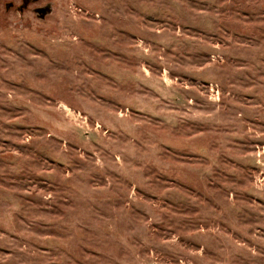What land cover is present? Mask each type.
<instances>
[{"label":"rangeland","instance_id":"obj_1","mask_svg":"<svg viewBox=\"0 0 264 264\" xmlns=\"http://www.w3.org/2000/svg\"><path fill=\"white\" fill-rule=\"evenodd\" d=\"M0 264H264V0H0Z\"/></svg>","mask_w":264,"mask_h":264},{"label":"water","instance_id":"obj_2","mask_svg":"<svg viewBox=\"0 0 264 264\" xmlns=\"http://www.w3.org/2000/svg\"><path fill=\"white\" fill-rule=\"evenodd\" d=\"M25 4H27V0H25ZM12 5L13 3H8L7 9H9ZM37 11L39 12L40 16H44L49 11V7H39Z\"/></svg>","mask_w":264,"mask_h":264},{"label":"flooded vegetation","instance_id":"obj_3","mask_svg":"<svg viewBox=\"0 0 264 264\" xmlns=\"http://www.w3.org/2000/svg\"><path fill=\"white\" fill-rule=\"evenodd\" d=\"M30 1H31V0H27V3H29ZM34 1H35V0H34ZM9 3H13V2H9ZM7 4H8V3H6V9H7ZM11 7H13V5H12ZM11 7H10V8H11ZM10 8H9V9H10ZM9 9H8V10H9ZM37 9H38V8H37Z\"/></svg>","mask_w":264,"mask_h":264}]
</instances>
